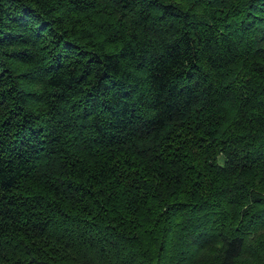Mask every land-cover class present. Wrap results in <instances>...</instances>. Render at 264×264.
<instances>
[{"label": "trees", "instance_id": "1", "mask_svg": "<svg viewBox=\"0 0 264 264\" xmlns=\"http://www.w3.org/2000/svg\"><path fill=\"white\" fill-rule=\"evenodd\" d=\"M0 264H264V0H0Z\"/></svg>", "mask_w": 264, "mask_h": 264}]
</instances>
